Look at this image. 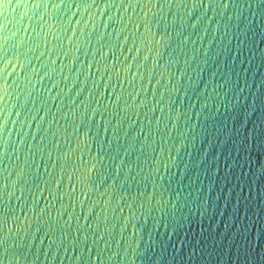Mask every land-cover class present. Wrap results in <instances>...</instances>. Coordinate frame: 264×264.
I'll list each match as a JSON object with an SVG mask.
<instances>
[{
	"label": "water",
	"instance_id": "95a60500",
	"mask_svg": "<svg viewBox=\"0 0 264 264\" xmlns=\"http://www.w3.org/2000/svg\"><path fill=\"white\" fill-rule=\"evenodd\" d=\"M119 3L120 0H115L110 9L105 7V0H97L98 7L85 8L81 4L77 8L73 4L72 9L67 12L61 8L56 15L58 23L51 28L45 25L44 29L39 27L38 19L39 12L43 9H35L32 0L19 7L18 0H12L10 5H0V28L3 29L0 31V39L7 36L11 38L10 43L23 42L20 61L12 60L17 66L0 73V84L7 77L8 92L11 93L4 97V101H0V107L5 108L0 116V123L5 118L8 119L6 129L0 135V144L10 143L7 154L0 153V168L7 166L8 170L13 171L12 179L15 180L17 156L23 163L29 152L34 151V158L28 156L32 164L31 174H41L39 189L30 188L29 181L22 192L18 184L10 203L16 207V213L21 214V219V205L27 206L28 216L33 221L32 231L40 227V235L46 230L48 216L41 213L38 217L37 213L53 199L50 193H55L57 197L63 193V199H57L51 205L52 217L55 218L60 211L64 212V221L72 216L71 229L65 226V230L69 231L65 241L67 252L61 247L54 261L45 259L41 254L37 264H83L76 259L77 255H83L88 264H113L108 260L110 253L107 252L103 259H97L98 248H105L104 241L108 240L112 245V252H123L124 239L130 238L134 232L130 223L122 235L117 223L111 236L101 238L98 247L93 244L92 229L88 225L91 224L94 229L97 221L89 209L100 196L99 192H93L92 200L85 198L82 192L86 189L81 188L78 177L72 174L75 165L63 155L69 147L63 133L65 114L69 132H73L75 124L82 122V136L90 129L89 142L92 143L93 154L98 151L105 136L111 137L112 127L109 126L106 133L104 124L119 126V121L123 120L120 140L126 147L133 144L135 146L131 155L135 175L139 171L136 168L137 158L144 161V156L140 155L143 151L141 145L147 146L149 156L152 155V147H155L157 153L160 152L162 137L157 130L155 117L161 115V108L164 115H168L170 105H173L170 113L172 121H166L168 130L163 133L167 136L164 156L171 151L173 155H178V160L177 166L169 169L161 167V172L166 174L165 184L169 179L167 174H175L172 187L176 189L177 185L182 184L181 200L187 198L188 203L176 211L169 207L164 212L156 210L145 215L138 210V218L133 223L143 234L144 241L141 240L140 246L143 247L145 242L151 244L152 249L145 258L125 260L123 264H264V144L259 142L264 139V14H261L259 0H232L233 6L229 8L222 6L223 0L211 7L210 0H203V6L199 8H193L192 0H188L186 8L173 6L169 10L166 3L162 9L153 7L149 15L155 13V19L161 21L158 26L153 22V29L158 28L159 32L170 34L163 39L159 35L156 37L162 39V44L168 45L166 49L160 48L164 53L161 64L167 68L169 60L178 61V64L172 63L170 66L171 72L175 73L172 81L168 80V71L153 68L151 59L146 66L140 64L144 55L148 54L146 49L133 61L137 53L132 33L137 31L134 24L143 16L144 10L132 7L125 9L119 7ZM171 11L177 15L174 17ZM73 12L76 13L75 16ZM102 12L105 14L101 15ZM89 14L98 26L95 29L93 22L88 25L82 22L89 20ZM45 19L48 24H52L51 19ZM78 20L81 21L80 24H77ZM105 24L109 26L105 28ZM193 24L196 25L195 28ZM64 27L68 28L66 33L63 31ZM73 28L78 31L74 33ZM79 29L85 31L82 33ZM120 29L124 31L117 37L116 33ZM139 31L143 32V27ZM88 32L93 33L91 42L88 41ZM13 33L16 35L12 36ZM106 33H111V36L104 35L101 38V34ZM126 35L129 38L125 42ZM69 37H72L71 41ZM101 44L104 45L103 48ZM138 45L137 33L136 46ZM109 48L112 49L111 52ZM129 48L133 50L129 52ZM129 63L133 65L131 72H137L139 65L140 71L144 73L142 80L139 74L133 79L126 70V64ZM114 64L121 68L119 73L112 69ZM105 67L109 71H105ZM36 69H41L40 75L49 72L51 79L45 76L44 81H39L34 75ZM160 71H164L161 91L165 85L169 88L175 85L179 91L165 94L162 104L155 105L156 100H161L160 92L153 96L156 81L161 79ZM181 71L185 72L183 77ZM153 72L155 76L150 82ZM64 76L68 79H62ZM29 77L35 84V89H31L35 103L33 99H27L25 103L27 89L20 91ZM48 89L52 91L49 92ZM129 92L132 95L139 92V98H146L147 107H140L139 115L134 110L127 115H114L117 109L113 102L117 94L126 96ZM57 93L63 97L62 100L52 99ZM205 96L211 97L207 107L204 106ZM45 100L47 103L43 104ZM61 104L64 106L58 110L56 106ZM154 105L156 111L153 114L151 109ZM37 108L41 110L37 112ZM93 109H97L95 116L92 114ZM17 111L21 113L20 116L16 115ZM33 117L36 120L33 121ZM40 117L45 118L43 122H40ZM28 121L32 123L29 124ZM133 121L136 123L133 124ZM163 127L160 124V128ZM57 128L61 129L63 143L59 150L51 145V134L45 131H55ZM129 131L131 136L126 138L125 133ZM146 135L149 136L147 141ZM92 137L95 139L92 140ZM71 139L72 147H75L77 137L74 133ZM112 139V149L115 150L116 141L114 137ZM29 144L35 147L29 149ZM105 147L108 145L105 144ZM38 148H43L44 151L41 152ZM120 155H124L122 150ZM79 156L80 152L77 151L72 159L78 161ZM49 178L52 179L50 185L46 184ZM56 180H61V183L57 185ZM71 183H77L75 207L69 197ZM112 184L111 177H107V186ZM117 187H120L119 183ZM2 188L3 181H0V189ZM100 191H104V188L101 187ZM131 191L135 193V184ZM12 192L10 184L0 197L3 201L0 209L9 204V193ZM16 197H21V200ZM81 200H84L83 205ZM94 211L100 213L101 208L97 206ZM128 211L125 208L121 216L128 215ZM107 214L112 215L111 209ZM76 216H79V220ZM8 227H14L12 220L5 226V232ZM78 227L81 228L79 233L76 231ZM85 236L87 242L92 244L91 254L84 246ZM75 237H79V248L76 251L73 250ZM61 239L57 226L56 243L59 244ZM135 239L136 235H133V242ZM36 243L39 244V240ZM47 243L46 237L41 251ZM80 249L83 251L80 252ZM132 254V249L129 248L127 255ZM59 255L63 259H59ZM28 260L31 262L32 257ZM3 261L4 264H19L10 262L7 258H3Z\"/></svg>",
	"mask_w": 264,
	"mask_h": 264
},
{
	"label": "snow or ice",
	"instance_id": "6c2138e0",
	"mask_svg": "<svg viewBox=\"0 0 264 264\" xmlns=\"http://www.w3.org/2000/svg\"><path fill=\"white\" fill-rule=\"evenodd\" d=\"M12 0H0V5L3 4H11ZM115 0H105V7L107 9H110L113 6V3ZM188 0H127V3H125V0H120L119 7H124L127 9L128 7H132L133 9L140 8L144 10L143 16L139 18L138 22H135L134 27L137 30L136 32L132 33L134 39H133V45L135 46V51L137 53V56L133 57V61L137 60L139 57V54L143 50H147V55H144L143 60L140 61V64H144L146 66V63L151 59L152 66L156 70L164 69V71H168V80L172 81L175 77V73L171 72L170 66L172 63H177V60H169L168 61V67L166 68L165 65L161 64V60L163 59L164 53L160 51V48H167V44H162V39L166 38L168 35H170L167 32H159L158 28L156 30L153 29V22L158 26L161 21L155 19V13H152V15H149V12L153 7L162 9L166 4L169 6V10L173 6H183L187 7ZM28 3V0H18L17 6L19 7L20 4H26ZM219 4L220 0H210L209 7L212 6V4ZM33 7L37 10L43 9V11L39 12L38 19L40 21L39 27L41 29L45 28V25L48 27H52L53 25H56L58 23L56 19L57 12L63 8L65 12L72 9L73 4H76V7L79 8L81 4L85 8H91L93 6L98 7L97 0H32ZM193 8H199L203 6V0H192ZM222 6L224 8H229L233 6L232 0H223ZM249 8H251V4H249ZM259 8L261 11V14H264V0H259ZM105 13L102 12L101 15H104ZM76 13L73 12V16H75ZM171 15L174 17L177 15L175 13H172ZM238 15H242V13H238ZM253 15H255V12H253ZM137 16H139V13H137ZM45 17H48L52 20V24H48V20L45 19ZM63 17H61L62 19ZM69 23L71 21V17L68 18ZM111 19V18H110ZM84 25H88L90 22H93V16L89 14V20L82 21ZM81 21L78 20L77 24H80ZM109 25L105 24V28H107ZM193 28L196 27L195 24L192 25ZM98 26L93 22V29L97 28ZM127 27V25H125ZM143 27L144 31L140 32L139 30ZM165 28H167V25H165ZM3 29L0 28V31ZM55 30V29H53ZM73 32L75 33L78 31V29L73 28ZM63 31L66 33L68 31L67 27L63 28ZM80 32H84V29H79ZM124 29H120L119 32L116 33L117 37L123 32ZM137 33L139 34V45L136 46V37ZM92 32L87 33L88 41L91 42V36ZM16 33H13L12 36H15ZM47 35V33H45ZM104 35L111 36V33L101 34V38ZM157 35H159L162 39H156ZM128 36L126 35L124 37L125 42L128 40ZM10 37H3V39H0V73H3L4 71H7L9 68H15L17 65L12 63L13 59H16L18 62L20 61L21 52L20 49L23 47V42L13 44L10 43ZM72 37H69V40L71 41ZM185 40H187V37H185ZM194 43V41H193ZM103 44H101V48H103ZM115 45H113L114 47ZM123 45H121V48ZM34 50V49H33ZM111 48H109V51L111 52ZM133 49L129 48V52H131ZM103 55V53H101ZM39 59V57H37ZM119 59L118 57L116 58ZM30 63V62H29ZM125 62H121V64H124ZM52 64H55V61H52ZM21 66L24 65L21 63ZM44 66L42 65V68ZM91 67V65H89ZM133 65L131 63L126 64V70L131 73L133 79L136 78V76L139 74L141 80L143 79L144 73L140 71L139 65H137V72H131ZM112 69L119 73L121 71L120 67H117L115 64L112 66ZM179 71V68L177 69ZM41 69H36L34 75L38 77L39 81H44L45 76H48L49 79H51V76L49 72H45L44 75H40ZM105 71H109L107 67H105ZM164 71H160L161 79L156 81V86L153 88V96L155 97L157 92H160L161 100H156L155 105H161L162 104V98L165 94H171L172 91H179V88L175 87V85L172 86V88L167 87L166 85L163 87V91H161L160 86L164 85ZM111 73L109 72V75ZM181 77L185 75L184 71H181ZM155 73L153 72L150 76V82L151 79L154 78ZM62 79L67 80L68 77L64 76ZM7 77H4V83L0 84V101H4V97L11 95V93L8 92V85H7ZM183 83V81H181ZM29 86H31L29 88ZM17 87H20L19 85ZM27 89V98L25 100V103H27V99H33L32 98V91L31 89H35V84L32 83V79L29 77L27 80V83L24 88H21L20 91L24 92ZM49 92L52 91V89H48ZM19 95V94H18ZM79 95V93H78ZM63 99V97L60 95V93H57V96L52 97L53 100L56 99ZM139 98V92L136 93V95H132L131 92H129L126 96L121 94H117L116 100L113 102L115 104V107L117 109V112L114 113V115H118L119 113H124L127 115L129 111H137V115H139L138 109L140 107H147L146 98H139V103L137 102ZM73 100H75V97H72ZM211 99L210 96L204 97V106L207 107L209 100ZM33 103H35V100L33 99ZM47 101H43V104H46ZM174 104V101H173ZM155 105L152 107L151 111L154 114L156 111ZM64 105H58L56 106L59 110ZM52 107V106H49ZM173 105L169 106V114L164 115L163 108H161V115L158 117H155L157 121V130L161 133V146H160V152L157 153L155 147H152V155H147L148 148L145 145H141V148L143 151L140 153V155L144 156V161L142 162L139 157L136 161V168L139 169L138 172H136L135 175H133V172L135 169H133V164L131 162V155L132 152L135 150L134 144L131 146H125L123 142L120 140V129L123 127V120L119 121V126L116 125H110L109 123L104 124L105 132L107 133L109 126L112 127V134L111 137L105 136L103 138V142L100 143L98 151L93 154L92 153V143H90V129L89 132L83 133V136L81 135V129L84 127L83 122L79 124L74 125L73 132L68 131L67 126V114H65V120L66 125L63 127V133L65 137V142L68 144V150L63 152V155L68 157V159L75 165V167L72 170V174L76 175L78 177V182L82 189H86L82 192V194L85 196L87 200H92L93 196L91 193L93 192H99L100 199L95 200L92 204V207L89 209V211L95 216V219L97 221L96 227L93 229L92 225L89 224V229H92V235H93V244L99 245V241L101 238H103L105 235L111 236L114 232V229L117 227V223H119V226L121 228V233L123 235L125 229L128 227V225L131 223L132 228L134 229V232L132 233L130 238L124 239V245H123V252L115 251L112 252V245L108 240H105V248L99 249L97 251V259H103L104 253H110L108 256V260L112 261L113 264H116V262H119V264H123L125 260H135L137 257H140L141 259L145 258L149 255V251L152 249L151 244L143 243V247L140 246L141 240L144 241L143 234L141 233L140 229L136 228L135 223L133 221L137 219V211L144 213L145 215L151 214L153 211L159 210L164 212L166 209L171 208V210L176 211L177 209H182L186 206L188 203L187 198L184 200H181V197L183 196V185H177L176 189H173L172 187V178L174 177V173H168L169 179L167 183L165 184V172H161V167L164 169L172 168L173 166H177V160L178 155H173L171 151L168 152L167 156H164V144L167 140V136H164L163 133L168 130V123L169 121H172L171 116V110ZM41 109L37 108L36 111L39 112ZM5 111L4 107H0V116L3 115ZM87 111V109H85ZM97 109L92 110L93 116H95ZM17 116H20L21 113L19 111L16 112ZM55 116V113H53ZM103 116V113H101ZM44 117H40V122L44 121ZM36 120V117H33V121ZM167 121V122H166ZM8 123V119L5 118L2 123H0V135H2L3 131L6 129V125ZM12 123H16V121H12ZM23 123V122H21ZM29 124L32 123V121H28ZM51 123V122H49ZM58 123V121H57ZM133 124L136 123V121L132 122ZM160 124H163V129L160 128ZM149 125H151V119L149 120ZM175 126V125H173ZM46 132H50L52 141L51 145L58 150L63 147V143L61 141L60 132L61 129L57 128L55 131H51L50 129H45ZM141 132H143V128L141 129ZM73 133L76 135V146L72 147V135ZM139 135V134H138ZM151 135V133H149ZM264 135V134H262ZM131 131L125 133V137H130ZM115 138L116 141V148L115 150L112 149V143L113 139ZM35 139V136L33 137ZM92 140L95 138L92 137ZM149 139V136H145V140L147 141ZM261 144H264V139H261L259 141ZM154 144V141L152 142ZM105 144L108 145V147H105ZM10 146V143H3L0 144V153L7 154V149ZM29 149H32L35 147V145H28ZM37 150L43 152V148H38ZM87 150V151H86ZM121 150L124 152V155L121 156L120 152ZM15 151V149H14ZM79 151L80 156L77 160H73L72 157L75 155V153ZM28 156L35 157V152L30 151ZM28 156L25 157V160L23 163L19 161V156H17V163L15 164V180L12 179L13 177V171L8 170L7 166L4 168H0V181H3V188L0 189V197L3 196V191H6L8 186L11 184L13 188V192L9 193V204L4 205L2 209H0V264H4L3 258H7L10 262L15 261L19 262V264H37L38 261H40V255L43 254L45 259H51L56 260L57 259V253H60L61 247L64 248V251L67 252V244L65 241H67L69 236V231L65 230V226H67V229H71V221L72 216H69V219L67 221L63 220L64 212L60 211L57 213V216L55 218L51 215V205L55 203L57 199L62 200L63 199V193L60 194L59 197L55 193H50L52 195L53 199L48 202V204L40 209V213H37V216L40 217L41 213H45L48 216V222L46 223V230L43 232V235H40L41 228L38 227L36 231H32V219L28 216V212L26 210V205H21V213L23 215V219H21V214L16 213V207L14 205H11V199L12 195L15 191V186L20 185L21 191L24 190V185H29V181H31V185H29L30 188L35 187L39 189V182L41 178V174H31L32 164L29 162ZM49 158H51V149H49ZM59 159V157H58ZM111 161V163H108V161ZM39 165H37V168ZM125 169L128 171L125 172ZM113 170L115 174L113 175ZM7 173V175H5ZM123 175V179H121V176ZM137 176H140V179H137ZM107 177H111L113 180V184L110 186H107ZM71 181V176L69 177ZM99 180V183H96V181ZM52 183V179L49 178L46 181V184L50 185ZM61 183V180H56V184L59 185ZM117 183L120 184V187H117ZM136 185V191L133 193L131 191L132 185ZM149 184H151V190H149ZM101 187L104 188V191H100ZM43 191V189H40ZM76 191H77V183H71V191L69 192V197L72 202V206L75 207V199H76ZM165 193H167V198H165ZM189 196H191V192H189ZM17 200H21V197H16ZM0 203H3L2 199H0ZM81 205L84 204V200L80 201ZM99 206L101 208L100 213H96L94 210L95 208ZM125 208H127L128 215L121 216V213H124ZM111 209L112 215L109 216L107 213ZM118 210V211H117ZM167 214V213H165ZM101 215H103V221L101 222ZM76 219L79 220V216H76ZM87 219V217H86ZM12 220V224L14 227H8L7 232H5V226L8 224V221ZM63 221V222H62ZM122 221V223H121ZM57 226H59V230L61 232V241L59 244L56 243L55 240V233L57 231ZM77 233L81 231V228L76 229ZM99 233V235H97ZM133 235H136V239L133 242ZM47 237L48 243L46 246H44L43 251H41V245L44 244L45 238ZM39 240V244L36 243V241ZM85 240V247L87 248V251L89 254L92 252V244H89L87 242V236L84 237ZM74 245L73 250L76 251L79 248V237L74 238ZM118 247L120 244V241L117 242ZM154 243V242H153ZM132 249V255H127L128 249ZM83 249H80V252H82ZM32 257L31 262H29L28 258ZM119 256V259H118ZM90 258V257H89ZM59 259H63L59 255ZM76 259L78 261L83 262V264H88V262L84 259L83 255H77ZM42 264V262H41Z\"/></svg>",
	"mask_w": 264,
	"mask_h": 264
}]
</instances>
